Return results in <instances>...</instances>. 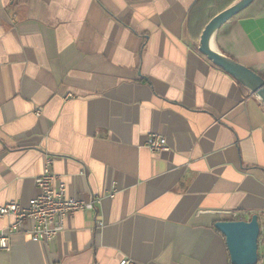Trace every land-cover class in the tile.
Masks as SVG:
<instances>
[{"label":"crops","instance_id":"0c3cea01","mask_svg":"<svg viewBox=\"0 0 264 264\" xmlns=\"http://www.w3.org/2000/svg\"><path fill=\"white\" fill-rule=\"evenodd\" d=\"M197 1L0 0V205H27L46 157L67 196L100 197L49 241L26 222L0 264H230L214 223L264 224V102L198 51L229 0ZM212 47L264 78V0Z\"/></svg>","mask_w":264,"mask_h":264},{"label":"built area","instance_id":"2783aa9c","mask_svg":"<svg viewBox=\"0 0 264 264\" xmlns=\"http://www.w3.org/2000/svg\"><path fill=\"white\" fill-rule=\"evenodd\" d=\"M39 114V110L36 111ZM147 148L152 152L167 149L165 137L158 133H151L147 139ZM52 159L46 157L43 169L35 177L36 194L29 198L27 205L21 207L16 201H9L0 205V217L12 215L13 223L7 232H0V250H7L12 232L30 223L29 235L34 242L51 240L63 226L66 216L76 211L91 209L99 201L91 199L83 201L77 197L66 195L65 184L58 179L51 169ZM114 193H109L113 197ZM264 258V257H263ZM119 264H134L130 259H122Z\"/></svg>","mask_w":264,"mask_h":264},{"label":"water","instance_id":"95a60500","mask_svg":"<svg viewBox=\"0 0 264 264\" xmlns=\"http://www.w3.org/2000/svg\"><path fill=\"white\" fill-rule=\"evenodd\" d=\"M254 0H238L225 8L205 25L199 39L198 51L215 66L245 85L264 102V78L252 69L221 54L212 47L215 32L225 22L249 6ZM214 228L224 237L230 264H258L260 222L257 214L248 220H220Z\"/></svg>","mask_w":264,"mask_h":264},{"label":"trees","instance_id":"16d2710c","mask_svg":"<svg viewBox=\"0 0 264 264\" xmlns=\"http://www.w3.org/2000/svg\"><path fill=\"white\" fill-rule=\"evenodd\" d=\"M201 0H198L197 1V4L200 2ZM238 0H229L228 1V4H226L225 6H222V7H220V9H219V11H218V13L219 12H221L222 10H224L225 8H227V7H229L230 5H232V4H234L235 2H237ZM217 13V14H218ZM216 15V13H213V14H210L209 15V17L206 19V21H205V23H204V25H203V27L202 28H204L205 27V25L208 23V21L212 18V17H214ZM236 16V15H235ZM235 16H233L232 18H234ZM204 56V55H203ZM261 236V235H260ZM260 238V237H259ZM260 256H259V261H260Z\"/></svg>","mask_w":264,"mask_h":264},{"label":"rangeland","instance_id":"374dc122","mask_svg":"<svg viewBox=\"0 0 264 264\" xmlns=\"http://www.w3.org/2000/svg\"><path fill=\"white\" fill-rule=\"evenodd\" d=\"M260 229H261V232H263V229H264V224L263 223H260ZM261 247V246H260ZM258 251H261V248H259ZM261 254L264 256V252L262 251ZM263 258V257H262Z\"/></svg>","mask_w":264,"mask_h":264}]
</instances>
